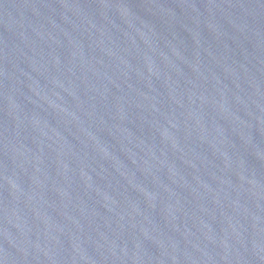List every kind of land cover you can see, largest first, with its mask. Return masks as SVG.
I'll return each instance as SVG.
<instances>
[{
    "label": "water",
    "instance_id": "95a60500",
    "mask_svg": "<svg viewBox=\"0 0 264 264\" xmlns=\"http://www.w3.org/2000/svg\"><path fill=\"white\" fill-rule=\"evenodd\" d=\"M0 264H264V0H0Z\"/></svg>",
    "mask_w": 264,
    "mask_h": 264
}]
</instances>
